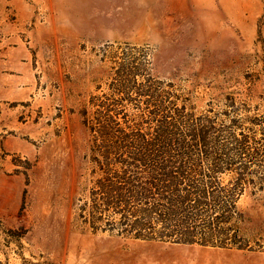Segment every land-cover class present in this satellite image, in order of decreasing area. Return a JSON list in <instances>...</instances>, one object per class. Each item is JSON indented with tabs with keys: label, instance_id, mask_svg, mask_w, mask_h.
I'll return each mask as SVG.
<instances>
[{
	"label": "rangeland",
	"instance_id": "374dc122",
	"mask_svg": "<svg viewBox=\"0 0 264 264\" xmlns=\"http://www.w3.org/2000/svg\"><path fill=\"white\" fill-rule=\"evenodd\" d=\"M110 113L143 130L153 113L217 117L228 148L248 137L236 245L110 230ZM258 164L264 0H0L2 264H264Z\"/></svg>",
	"mask_w": 264,
	"mask_h": 264
},
{
	"label": "trees",
	"instance_id": "16d2710c",
	"mask_svg": "<svg viewBox=\"0 0 264 264\" xmlns=\"http://www.w3.org/2000/svg\"><path fill=\"white\" fill-rule=\"evenodd\" d=\"M153 114L155 127L143 130L110 113V230L139 240L236 245L246 217L239 201L257 184L248 137L229 135L235 145L228 148L221 140L232 126L217 127V117ZM223 174L232 176L225 182Z\"/></svg>",
	"mask_w": 264,
	"mask_h": 264
}]
</instances>
